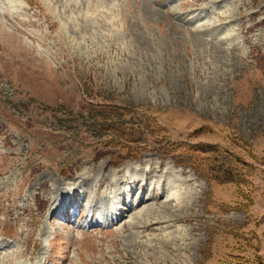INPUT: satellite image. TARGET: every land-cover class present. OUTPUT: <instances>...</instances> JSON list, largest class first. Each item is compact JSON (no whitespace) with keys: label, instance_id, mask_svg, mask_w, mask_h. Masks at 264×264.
Masks as SVG:
<instances>
[{"label":"rangeland","instance_id":"rangeland-1","mask_svg":"<svg viewBox=\"0 0 264 264\" xmlns=\"http://www.w3.org/2000/svg\"><path fill=\"white\" fill-rule=\"evenodd\" d=\"M30 262L264 264V0H0V264Z\"/></svg>","mask_w":264,"mask_h":264},{"label":"trees","instance_id":"trees-1","mask_svg":"<svg viewBox=\"0 0 264 264\" xmlns=\"http://www.w3.org/2000/svg\"><path fill=\"white\" fill-rule=\"evenodd\" d=\"M128 134L129 132H125L116 137L113 135L112 137L115 138V140L116 138L121 139L123 137L129 140ZM128 145H130L129 141H127V146L122 148H128ZM119 146L120 143L117 144V148H119ZM172 147V151L175 152L173 155H176V165L190 166L197 174L207 177L209 181L219 183L232 182L236 184L242 182V179L243 181L246 179L244 175L243 178L241 175L242 173L239 174L240 172H237V170L243 172V168L234 166L233 163H229V161L226 162L225 159L220 158L218 149L211 144L203 146V144L190 143ZM122 148L120 149L122 150ZM238 264L242 263L238 262Z\"/></svg>","mask_w":264,"mask_h":264},{"label":"bare ground","instance_id":"bare-ground-1","mask_svg":"<svg viewBox=\"0 0 264 264\" xmlns=\"http://www.w3.org/2000/svg\"><path fill=\"white\" fill-rule=\"evenodd\" d=\"M13 33V32H12ZM213 48H215V47H213ZM176 173H178V170H176ZM172 181H171V184H170V190L169 189H166L165 187H164V189L165 190H163V188H162V192H163V195H164V202L162 203L163 205H169V203L170 202H174L173 204H174V206H175V208L178 206V201H179V193H178V185L181 183V185H182V183H183V180L182 179H178V178H175L174 179V177L171 179ZM180 182V183H179ZM41 183V182H40ZM44 183V182H43ZM58 184V183H57ZM44 185H45V183H44ZM111 185V184H110ZM152 187V191H154V186L152 185L151 186ZM160 187V186H159ZM56 188V187H55ZM64 188V186H62V188L60 189V190H62ZM124 188V187H123ZM123 188H121V189H116L115 191H116V193H115V195L118 197V195H123L124 197L127 195V193H125V189H123ZM70 189H72V191H71V194H76L75 193V191L73 190V187L71 186V188ZM182 189V188H181ZM68 190V189H67ZM56 191V190H55ZM118 192V193H117ZM63 193H65V192H63ZM184 193H186L187 194V191H185ZM183 194V193H182ZM181 194V195H182ZM58 195V194H57ZM192 195V194H191ZM190 195V196H191ZM183 197H184V195H183ZM60 198V197H59ZM182 198V197H181ZM192 198H193V196H192ZM117 199V198H116ZM118 199H119V197H118ZM196 199V198H195ZM182 200H183V198H182ZM181 199H180V201H182ZM52 201V203L50 204V208H48L49 209V212L51 213V214H54V213H56L54 210L55 209H52V208H54V207H52L53 206V203H54V199H52L51 200ZM128 201V199H126V200H122V199H119V202H122V204H115V205H112V206H110V205H108V206H106V207H104V210H105V216H106V218H109V217H112L113 215H120V217L121 216H123L124 215V213L123 212H125V205H127V202ZM193 201V200H192ZM44 202H46V200H44ZM185 202V201H184ZM181 203V202H180ZM183 203V202H182ZM192 203V202H191ZM190 203V204H191ZM46 204H47V202H46ZM189 204V203H188ZM193 204V203H192ZM52 205V206H51ZM120 205H122V207H120ZM60 206H61V204H60ZM114 208H116L117 210L116 211H118V212H116L115 210H114ZM190 208V207H189ZM60 210V209H59ZM64 209H62L61 211H63ZM124 210V211H123ZM128 212V211H127ZM123 213V215H121ZM119 217V218H120ZM119 218H116V219H118V220H120Z\"/></svg>","mask_w":264,"mask_h":264}]
</instances>
